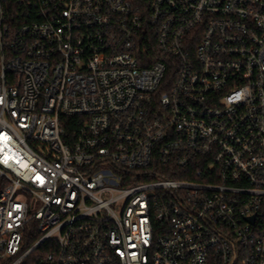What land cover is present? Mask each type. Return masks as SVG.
Returning <instances> with one entry per match:
<instances>
[{
	"label": "built area",
	"instance_id": "obj_1",
	"mask_svg": "<svg viewBox=\"0 0 264 264\" xmlns=\"http://www.w3.org/2000/svg\"><path fill=\"white\" fill-rule=\"evenodd\" d=\"M0 264H264V0H0Z\"/></svg>",
	"mask_w": 264,
	"mask_h": 264
},
{
	"label": "trees",
	"instance_id": "obj_2",
	"mask_svg": "<svg viewBox=\"0 0 264 264\" xmlns=\"http://www.w3.org/2000/svg\"><path fill=\"white\" fill-rule=\"evenodd\" d=\"M65 125L68 134H74L77 129L78 117H65Z\"/></svg>",
	"mask_w": 264,
	"mask_h": 264
}]
</instances>
